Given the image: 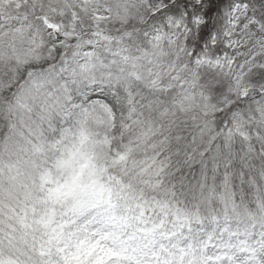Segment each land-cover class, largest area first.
I'll use <instances>...</instances> for the list:
<instances>
[{
	"label": "snow or ice",
	"instance_id": "snow-or-ice-1",
	"mask_svg": "<svg viewBox=\"0 0 264 264\" xmlns=\"http://www.w3.org/2000/svg\"><path fill=\"white\" fill-rule=\"evenodd\" d=\"M0 264H264V0H0Z\"/></svg>",
	"mask_w": 264,
	"mask_h": 264
}]
</instances>
